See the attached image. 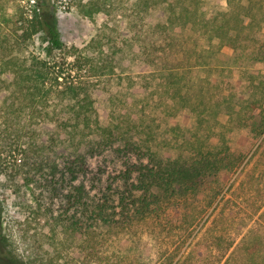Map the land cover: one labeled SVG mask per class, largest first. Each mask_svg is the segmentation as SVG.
<instances>
[{
    "label": "rangeland",
    "instance_id": "1",
    "mask_svg": "<svg viewBox=\"0 0 264 264\" xmlns=\"http://www.w3.org/2000/svg\"><path fill=\"white\" fill-rule=\"evenodd\" d=\"M43 1L63 40L93 57L87 72L72 74L91 105L49 99L17 82L18 63L38 45L17 49L10 39L0 48V264H173L179 257L183 264H264V0ZM33 3L0 0V12L13 17ZM250 9L247 38L237 17ZM194 14L216 15L232 34L241 28L236 46L226 40L208 48V27L190 32ZM165 22L186 48L192 38L208 48L205 65L156 70L144 62L141 37L148 24ZM110 135L142 140L173 159L201 146L230 168L185 198L158 194L149 217L99 221L103 196L112 197L107 210L121 208L118 173L135 159L112 151L103 164L84 150ZM256 232L263 238L255 240ZM245 237L256 255L235 253Z\"/></svg>",
    "mask_w": 264,
    "mask_h": 264
},
{
    "label": "trees",
    "instance_id": "2",
    "mask_svg": "<svg viewBox=\"0 0 264 264\" xmlns=\"http://www.w3.org/2000/svg\"><path fill=\"white\" fill-rule=\"evenodd\" d=\"M229 12L233 16L238 15L234 9H229ZM245 14L242 16L251 17L247 23H244V17L238 16L237 20L241 27H249L245 36L251 38L252 10L246 11ZM187 20L191 23L189 29L192 35L199 28L208 27L211 30L208 48L220 47L226 40L229 45L236 46L235 40L241 34V28L238 27L234 29L235 34L230 33V29L217 22L216 15L207 17L194 14L191 19ZM147 28L141 37L143 57L144 62L153 69L186 67L193 69L206 64L205 55L208 48L199 45L198 39L192 38L194 45L186 48L187 41L179 37L180 33L170 32L166 22L148 24ZM214 37L219 39L217 43L212 41ZM10 39L18 47L17 49L27 48L29 44L40 47L28 50L27 63H18L17 82L19 81L24 84L22 86L32 89L33 94H38L41 90L44 91L49 99H69L68 102L71 100L77 103L85 101L91 105V96L87 89L84 88L81 81L74 79L72 74L73 70L87 72L92 66L93 57L82 54L74 43L68 44L63 40L54 15L43 0H34L31 8L18 7L13 17L0 12V48L4 49ZM180 51L184 54L181 55ZM83 148L101 155L103 164H106V157L112 151H115L120 157H125V162L129 156L135 158L118 173L126 193L124 197L119 198L121 208L116 211L109 207L111 209L107 210L106 203L112 197L103 196L102 201L98 199L95 205L99 221L110 220L113 222L116 220L114 216L117 213L121 214V218L123 216L133 217L138 212L145 218L149 217L155 211L158 194L174 192L179 197L185 198L190 193L197 192L211 175L222 171L226 172L229 169L225 168H230H223L224 165H221V160H218V157L214 155L215 152L209 149L203 150L201 146L195 151L191 150V153L180 154V157L174 159L171 156L163 157L153 153L151 147L142 140L116 141L111 135L94 138ZM83 154L82 152L79 154L80 170H84ZM114 193L117 194V192ZM122 214L124 215L122 216ZM262 236L258 232L254 233L255 240L262 239ZM213 239L215 240L213 242L219 243L221 236L217 235ZM243 241V244L246 245L238 246L235 253L256 255L258 249L248 246L252 240L245 237ZM192 242L189 248L191 253L196 248V243ZM234 249L232 248L231 252ZM219 251L221 254L224 252L221 249ZM179 260L180 257L173 264H183Z\"/></svg>",
    "mask_w": 264,
    "mask_h": 264
}]
</instances>
